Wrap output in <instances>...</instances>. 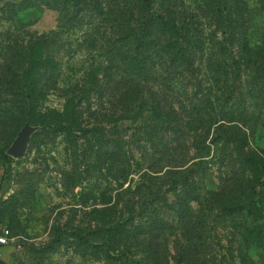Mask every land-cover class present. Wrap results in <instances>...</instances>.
<instances>
[{"label": "trees", "instance_id": "1", "mask_svg": "<svg viewBox=\"0 0 264 264\" xmlns=\"http://www.w3.org/2000/svg\"><path fill=\"white\" fill-rule=\"evenodd\" d=\"M247 1L20 0L8 5L14 12L54 9L59 24L47 36L26 34V40L25 33H0L4 140L11 141L30 122L86 134L81 113L72 109L94 87L100 99L110 100L109 122L131 125L122 132V145L112 141L103 152L112 165L120 163V178L133 174L136 154L146 161L148 152L158 149L156 140L161 146L137 187L116 192L109 212L94 217V230L79 228L72 234L82 254L89 252L102 264H209L203 257L209 247L201 243L209 229L207 214L220 194L202 191L200 180L211 162L227 169L240 163L253 172L257 165L246 152L242 131L248 118L264 115V28L259 43L252 44ZM259 2L264 12V0ZM85 20L88 27L97 20L99 29L109 30L99 47L104 82L71 87L67 125L45 123L40 115L55 84L42 82L53 81L58 67L49 51ZM174 222L183 242L175 248L169 243Z\"/></svg>", "mask_w": 264, "mask_h": 264}, {"label": "rangeland", "instance_id": "2", "mask_svg": "<svg viewBox=\"0 0 264 264\" xmlns=\"http://www.w3.org/2000/svg\"><path fill=\"white\" fill-rule=\"evenodd\" d=\"M19 2L0 0V33H25L22 38L26 40V34L47 36L58 30L56 10L43 7L14 12L8 6ZM247 6L250 39L255 45L264 28V12L259 0H248ZM86 23L87 20L81 28L65 32L57 47L49 51L58 67L53 81L45 79L42 82L55 84L40 115L45 123L67 125V93L71 87L82 84L92 87L94 80L100 85L104 82L99 66L105 58L99 47L107 40L104 38L109 30L99 29L102 27L97 20L93 27ZM206 30L209 32L210 28ZM205 59L206 56L203 69ZM90 71H94L91 77ZM109 101L108 96L100 99L92 87L86 99L72 109L81 113L86 134L34 127L35 123L30 122L36 131L27 154L21 159H13L7 151L26 123L8 142L0 131V231L9 229L12 235L9 245L1 249L0 264H102L91 253L82 254L72 234L79 228L85 232L94 230V217L109 212L116 192L127 188L134 190L147 164L154 163L151 155L161 151L156 140L158 149L150 150L146 161L136 154L135 162L131 160L132 165L137 166L133 174L125 181L120 178V163L112 165L103 152L108 151L112 141L122 145V132L131 125L121 121L118 128L109 122ZM243 130H246L242 131L246 133V152L257 163L255 171L251 168L245 171L240 163L227 169L211 162L199 183L202 191L220 194L213 203L212 214H207L209 229L201 243L209 247L203 256L209 264H264V115L248 118ZM101 152L102 157L97 160ZM171 199L175 200V196L171 195ZM228 205L237 206L226 209ZM159 210L164 211V206ZM167 215L176 221L172 213ZM171 225L169 243L175 248L183 242L178 224ZM172 257H176L175 252Z\"/></svg>", "mask_w": 264, "mask_h": 264}, {"label": "water", "instance_id": "3", "mask_svg": "<svg viewBox=\"0 0 264 264\" xmlns=\"http://www.w3.org/2000/svg\"><path fill=\"white\" fill-rule=\"evenodd\" d=\"M36 128L26 124L17 134L16 139L8 149L7 153L13 159L23 158L28 151L29 143L32 135L35 133Z\"/></svg>", "mask_w": 264, "mask_h": 264}, {"label": "built area", "instance_id": "4", "mask_svg": "<svg viewBox=\"0 0 264 264\" xmlns=\"http://www.w3.org/2000/svg\"><path fill=\"white\" fill-rule=\"evenodd\" d=\"M11 241V232L9 229H2L0 231V252L1 249L8 246ZM1 257V253H0Z\"/></svg>", "mask_w": 264, "mask_h": 264}, {"label": "crops", "instance_id": "5", "mask_svg": "<svg viewBox=\"0 0 264 264\" xmlns=\"http://www.w3.org/2000/svg\"><path fill=\"white\" fill-rule=\"evenodd\" d=\"M3 249V248H2Z\"/></svg>", "mask_w": 264, "mask_h": 264}]
</instances>
